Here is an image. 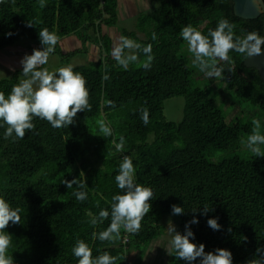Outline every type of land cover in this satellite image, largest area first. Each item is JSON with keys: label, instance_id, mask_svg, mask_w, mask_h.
Listing matches in <instances>:
<instances>
[{"label": "trees", "instance_id": "16d2710c", "mask_svg": "<svg viewBox=\"0 0 264 264\" xmlns=\"http://www.w3.org/2000/svg\"><path fill=\"white\" fill-rule=\"evenodd\" d=\"M118 13L119 0H45L44 7L39 0H0V53L19 45L21 38L42 49L38 32L43 29L57 37L52 55L67 59L79 52L64 54L58 44L72 34L101 53L90 66L72 67L86 82L90 105V110L77 114L74 124L57 129L35 118L34 129L15 141L5 139V129L0 128V198L12 209L19 208L21 217L20 223L10 222L6 229L7 256L12 264H78L72 248L83 240L93 257L107 252L116 258L115 264H128L129 250L148 249L166 234V218L171 217L184 234L193 211L207 206L214 211L197 214L199 223L190 225L193 242L203 243L206 252L230 250L233 264H264V251H257L264 249V159L237 156L212 161L214 152L240 149L253 134V124L228 123L216 95L199 85L192 54L185 52L188 44L180 36L186 26L207 35L219 20L227 19L234 38L248 34L264 38V16L236 17L234 0H160L159 8L142 18V40H135L139 36L134 32H124L125 39L140 46L138 58L147 60L142 49L152 46L150 68L125 69L112 56L113 40L103 31L118 24ZM247 58L230 51L229 62L216 61L224 69L218 81L264 116V81L256 69L245 66ZM18 78L19 73L13 79L0 78V93L7 96ZM183 96L182 121H168L165 102ZM145 109L147 125L142 120ZM101 123L111 129V136L102 137ZM125 157L133 161L135 182L153 191L152 207L128 242L124 243L123 228L118 238L101 242L93 233L105 230L111 217L96 225L90 217H98L101 210L110 212L113 196L122 194L115 176ZM72 179L78 183L67 189L63 182ZM74 191L86 192L87 198L78 201ZM173 204L185 213L172 215ZM209 218H218L219 231L208 227ZM166 264L185 262L170 256Z\"/></svg>", "mask_w": 264, "mask_h": 264}, {"label": "clouds", "instance_id": "9594fccd", "mask_svg": "<svg viewBox=\"0 0 264 264\" xmlns=\"http://www.w3.org/2000/svg\"><path fill=\"white\" fill-rule=\"evenodd\" d=\"M39 3L41 7L45 6V0H39ZM31 25L32 23H29L28 26ZM12 35L11 32L7 33L8 37ZM180 36L188 44V50L193 56V65L197 66L211 80L222 77L224 69L219 67L216 61L229 62L230 51L251 57L260 54L262 45H264V38H259L256 34H248L243 39L234 38L232 25L227 19L219 20L217 27L209 30L207 35L191 26H186L181 29ZM38 37L42 49H36V44L32 42L33 52L30 55H25L20 61L22 75L27 79H23L13 86L7 96L0 93V128L5 129L3 133L5 139L12 138L13 141L23 139L26 130L34 129L33 120L35 118L46 120L52 128H68L74 124L79 112L90 110L86 82L79 73H75L71 67H61L52 73L46 69L41 70L47 64L49 55L55 51L57 37L48 29L39 30ZM155 38L154 34L153 39ZM61 40H58L59 45ZM122 46L126 49L140 47L128 39L122 41ZM25 47L26 45L23 44L11 48H24L30 52ZM142 51L147 56V61L144 62L143 67L148 69L153 59L151 55L152 46L149 44L143 47ZM112 55L125 69L130 62L137 60L136 55L122 57L121 47L115 48ZM142 120L145 125L149 123V114L146 109L143 110ZM252 124L253 134L248 136L246 146L256 159H264V148L261 147L264 145V134L259 131L261 121L253 119ZM99 130L102 137L112 135L111 129L103 123L100 124ZM122 144L123 137H121L117 148L119 149ZM135 171L133 161L125 157L119 165L118 174L115 176L116 185L122 190V194L113 196L110 212L101 210L98 217H90V223L93 225H96L98 221L102 222L109 216L111 217L109 226L99 233H93V239H98L101 242L112 241L119 237L123 228L127 232L124 240L126 243L131 233L139 232L143 217L151 210L150 200L154 193L150 188L135 182ZM77 183V179L63 182L67 189H72ZM79 187L83 188L84 185L79 184ZM72 195L78 201H84L87 198L84 191H74ZM209 211H214V209L205 206L202 212L194 210L193 219L189 225H186L184 234L178 233L169 221L167 235L171 236V239L168 242V247L165 248L168 255L184 261L185 264H196L197 261L199 264H233V254L230 250L217 248L214 251L206 252L203 243L197 245L193 242L195 234L190 230V225L199 223L196 218L197 214L207 215ZM19 213V208L12 209L8 202L0 198V264H12L11 258L7 256L10 234L6 229L10 222L13 225L20 223ZM171 213L172 215H181L185 212L183 207L173 204L171 205ZM207 225L214 231H219L221 228L218 218H209ZM230 231L231 229H229ZM257 251L261 252L264 249ZM72 254L77 258L78 264H115L116 260L107 252L93 257L91 248L83 240L77 241L72 248Z\"/></svg>", "mask_w": 264, "mask_h": 264}, {"label": "rangeland", "instance_id": "374dc122", "mask_svg": "<svg viewBox=\"0 0 264 264\" xmlns=\"http://www.w3.org/2000/svg\"><path fill=\"white\" fill-rule=\"evenodd\" d=\"M123 2H129V0H124ZM124 6V3H122ZM132 5L134 7L135 14L138 12H141V14H137L136 18H131L124 20L122 22H118L116 28L107 29L108 33L112 35L114 39H122V34L124 31L128 32H134L135 35L139 36V38L135 40H142L143 38L141 36V23L143 16H147L148 14L156 11L160 6V0H135L132 2ZM134 14V15H135ZM131 16H133L131 14ZM109 35V36H111ZM125 39V38H124ZM65 40L69 41L71 44L70 48L71 51H79L75 52V54L72 55V58L63 59L60 56L57 55H50L49 60L47 64L43 66V69L48 70L50 73L57 71L61 67H76L80 65H92L94 61L92 59L88 58L86 56L87 47H90V44H85L82 36H78L76 34H72L65 38ZM130 39L131 42H133L134 45H137L136 41ZM25 44L28 48V51H26L24 48H11V49H5L0 53V78L3 79H13L17 73H19L18 81L20 82L23 79H27V77H24L22 75V65L20 61L25 55H30L33 50V43L31 41H27V38H21L19 41V45ZM60 41V45H61ZM97 47V46H96ZM120 47V45H116V48ZM98 48V47H97ZM137 49H126L122 48V57L127 55H136L137 56ZM93 50V48H92ZM114 50V46H113ZM68 52V53H69ZM189 52L188 47L186 46V51ZM65 54V52H63ZM67 53V54H68ZM91 55V54H89ZM113 56V55H112ZM101 57V53L99 55V58ZM106 57V54H104L103 58ZM147 60L138 58L135 62H130L129 65H133L136 67L143 66L144 62ZM191 61H193V56H191ZM192 66L193 63H191ZM196 69L199 85L204 88H208L213 95H216L217 104L219 105V108L225 113L227 117L228 123L232 121H238V120H244L246 123L252 122L253 119H257L261 121V128L260 133H264V119L263 114L258 113L259 108L253 107L250 103H244L239 99L234 93H230L227 90H225V86L222 85L218 79L217 80H211L206 77V75L199 70L197 66H194ZM210 84V85H209ZM186 105V98L183 97H176L173 99H170L165 102V116L168 121L170 122H181L184 117V110ZM254 108V111L252 112ZM259 114V115H257ZM153 138V136H151ZM262 148H264V145H261ZM214 157L212 158L213 162H220L223 159L227 158H233L240 156L244 159H248L250 157H253V153H251L247 146L246 141H243V145L240 149L237 151L232 152H214ZM169 221L171 224L175 227L177 230V224L174 223L171 217L165 219V224L168 227ZM179 233V232H178ZM171 239V236L167 235V232L165 235L162 236V238L158 241H156L154 244H152L148 249L146 248H140V249H131L129 250L127 254V263L128 264H136L140 260V264H166L168 263L170 255L167 254L165 248L168 247V242ZM135 250V251H132ZM141 254V255H140ZM142 257V258H141Z\"/></svg>", "mask_w": 264, "mask_h": 264}, {"label": "water", "instance_id": "95a60500", "mask_svg": "<svg viewBox=\"0 0 264 264\" xmlns=\"http://www.w3.org/2000/svg\"><path fill=\"white\" fill-rule=\"evenodd\" d=\"M235 16L243 20H257L264 16V0H234ZM247 68L256 69L264 81V49L245 61Z\"/></svg>", "mask_w": 264, "mask_h": 264}, {"label": "crops", "instance_id": "0c3cea01", "mask_svg": "<svg viewBox=\"0 0 264 264\" xmlns=\"http://www.w3.org/2000/svg\"><path fill=\"white\" fill-rule=\"evenodd\" d=\"M124 0H119V13H118V22H122L124 20H127V19H131V18H136L137 17V14H141V12H138L137 14H135V11H134V7L132 5V2L135 1V0H129V2H123ZM124 3V6H122ZM131 14L133 16H131ZM135 14V15H134ZM117 26V25H116ZM116 26L112 27V28H108V27H104V28H108V29H113V28H116ZM103 31L105 32V34L107 35H111L110 33H108V30L107 29H103ZM125 32V31H124ZM121 35L122 36V39H114L112 37V35L110 36L113 40V46H114V49L116 48V45H120L121 48H123L122 46V41L124 40V36L125 34ZM61 49L63 52H65V54H67L71 49L70 48V42L62 39L61 40ZM93 48V50H92ZM73 52V51H71ZM91 54V55H89ZM99 55H100V50L95 46V45H90V47H87V52H86V56L90 59H92L93 61L96 59H99ZM59 56V55H57Z\"/></svg>", "mask_w": 264, "mask_h": 264}]
</instances>
